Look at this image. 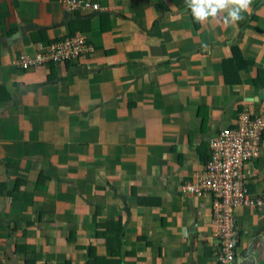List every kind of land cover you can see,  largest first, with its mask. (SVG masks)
Listing matches in <instances>:
<instances>
[{
  "label": "crops",
  "instance_id": "obj_1",
  "mask_svg": "<svg viewBox=\"0 0 264 264\" xmlns=\"http://www.w3.org/2000/svg\"><path fill=\"white\" fill-rule=\"evenodd\" d=\"M0 0V264H217L209 141L264 111V0L197 22L185 0ZM74 1V0H73ZM82 34L94 52L23 70ZM264 203V131L246 168ZM264 264V205L230 210Z\"/></svg>",
  "mask_w": 264,
  "mask_h": 264
},
{
  "label": "built area",
  "instance_id": "obj_2",
  "mask_svg": "<svg viewBox=\"0 0 264 264\" xmlns=\"http://www.w3.org/2000/svg\"><path fill=\"white\" fill-rule=\"evenodd\" d=\"M65 5L73 15L101 11L98 5L84 1L66 0ZM94 51L88 38L77 34L48 47L45 54L35 58L22 55L16 64L23 70L45 67L50 63L67 64ZM263 131L264 111L260 115H252L248 111L240 113L233 127L223 128L210 139V157L201 178L195 184L182 188L184 195L208 193L211 196L212 224L216 227L218 239L217 264H233L235 258L238 238L230 210L238 206L260 209L264 205L262 199L251 198L245 186L252 177L246 168L257 158Z\"/></svg>",
  "mask_w": 264,
  "mask_h": 264
},
{
  "label": "clouds",
  "instance_id": "obj_3",
  "mask_svg": "<svg viewBox=\"0 0 264 264\" xmlns=\"http://www.w3.org/2000/svg\"><path fill=\"white\" fill-rule=\"evenodd\" d=\"M197 22L216 17L218 12L227 11L225 23H236L243 19L241 13L249 10L252 0H185Z\"/></svg>",
  "mask_w": 264,
  "mask_h": 264
}]
</instances>
